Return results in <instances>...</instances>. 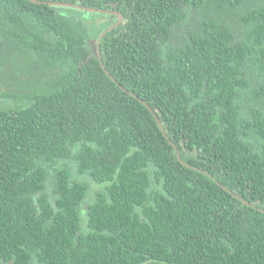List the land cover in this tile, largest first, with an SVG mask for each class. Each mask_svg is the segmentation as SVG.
<instances>
[{
  "label": "trees",
  "instance_id": "16d2710c",
  "mask_svg": "<svg viewBox=\"0 0 264 264\" xmlns=\"http://www.w3.org/2000/svg\"><path fill=\"white\" fill-rule=\"evenodd\" d=\"M11 261L264 264V0H0Z\"/></svg>",
  "mask_w": 264,
  "mask_h": 264
},
{
  "label": "rangeland",
  "instance_id": "374dc122",
  "mask_svg": "<svg viewBox=\"0 0 264 264\" xmlns=\"http://www.w3.org/2000/svg\"><path fill=\"white\" fill-rule=\"evenodd\" d=\"M67 8L71 11V12H68V14H75L83 22H86L90 26L93 33H92V36L89 40V47H90V50L94 53L96 46L100 43V39H101L102 35L108 31L106 29L107 24H105L103 21H101L99 19H95V16H93V14H101V13L85 11V10L81 9L80 7H67ZM108 16H113V15H108ZM106 20H108V19H106ZM111 20H112L111 22H114V19H111ZM99 21H101V22H99Z\"/></svg>",
  "mask_w": 264,
  "mask_h": 264
},
{
  "label": "water",
  "instance_id": "95a60500",
  "mask_svg": "<svg viewBox=\"0 0 264 264\" xmlns=\"http://www.w3.org/2000/svg\"><path fill=\"white\" fill-rule=\"evenodd\" d=\"M57 6H61V7H79V6H75V5H57ZM81 8V7H80ZM81 9H83V10H85V11H90V12H98V11H96V10H93V9H88V8H81ZM99 13H109V12H99ZM111 14L112 15H114V16H117L119 19H120V21H119V23H118V25H120L122 22H123V16H121L120 14H118V13H114V12H111ZM117 25V26H118ZM106 34V33H105ZM104 34V35H105ZM103 35V36H104ZM100 43L96 46V49H95V51H94V55L93 56H96L97 58H99V59H101V52H100ZM160 123V122H159ZM160 126H161V123H160Z\"/></svg>",
  "mask_w": 264,
  "mask_h": 264
},
{
  "label": "flooded vegetation",
  "instance_id": "af4514ba",
  "mask_svg": "<svg viewBox=\"0 0 264 264\" xmlns=\"http://www.w3.org/2000/svg\"><path fill=\"white\" fill-rule=\"evenodd\" d=\"M4 264V263H3ZM9 264H13V262L11 261V262H9Z\"/></svg>",
  "mask_w": 264,
  "mask_h": 264
},
{
  "label": "clouds",
  "instance_id": "9594fccd",
  "mask_svg": "<svg viewBox=\"0 0 264 264\" xmlns=\"http://www.w3.org/2000/svg\"><path fill=\"white\" fill-rule=\"evenodd\" d=\"M92 52V51H91Z\"/></svg>",
  "mask_w": 264,
  "mask_h": 264
}]
</instances>
